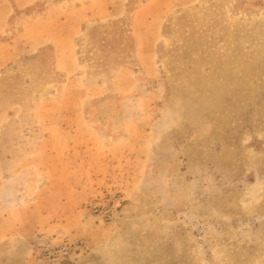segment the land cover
<instances>
[{
  "label": "rangeland",
  "instance_id": "obj_1",
  "mask_svg": "<svg viewBox=\"0 0 264 264\" xmlns=\"http://www.w3.org/2000/svg\"><path fill=\"white\" fill-rule=\"evenodd\" d=\"M0 264H264V0H0Z\"/></svg>",
  "mask_w": 264,
  "mask_h": 264
}]
</instances>
